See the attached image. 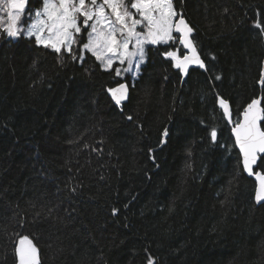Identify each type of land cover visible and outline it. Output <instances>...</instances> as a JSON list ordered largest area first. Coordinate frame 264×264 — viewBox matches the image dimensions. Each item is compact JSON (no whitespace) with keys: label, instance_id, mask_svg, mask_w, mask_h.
I'll list each match as a JSON object with an SVG mask.
<instances>
[{"label":"trees","instance_id":"obj_1","mask_svg":"<svg viewBox=\"0 0 264 264\" xmlns=\"http://www.w3.org/2000/svg\"><path fill=\"white\" fill-rule=\"evenodd\" d=\"M173 3L210 69L191 66L183 80L161 55L175 44L149 45L140 72L121 80L91 53L61 64L34 39L0 37V264L16 263V234L34 241L40 264H147L149 255L158 264H264L255 181L238 149L213 146L206 128L217 124L220 143H234L214 75L234 117L264 97V37L254 26L264 0ZM117 80L131 86L123 111L105 91Z\"/></svg>","mask_w":264,"mask_h":264},{"label":"snow or ice","instance_id":"obj_2","mask_svg":"<svg viewBox=\"0 0 264 264\" xmlns=\"http://www.w3.org/2000/svg\"><path fill=\"white\" fill-rule=\"evenodd\" d=\"M29 2L0 0V37L34 39L37 46L55 52L60 58L58 63L62 64L65 56L83 62L87 52L100 62L103 70H112L115 77L126 80L125 74L130 73L135 78L146 62V45L175 44L176 47H167L161 55L172 62L171 66L182 77L193 65L210 71L193 36L194 28L183 13L176 10L173 0H41V7L35 10L27 7ZM254 26L264 37V19H258ZM116 64L123 67H114ZM259 76L258 83L264 85V67ZM222 79V74H216L209 83L221 110L220 119L230 128L234 143H220L217 124L206 125L208 138L213 146L239 150L241 171L255 177L254 201L264 205V167L261 163L264 162V97L252 98L234 117L230 101L215 88V82ZM130 87L127 82L117 80L115 86L105 89L111 103L121 111L130 98ZM126 118L133 119L131 115ZM169 135L170 129L165 127L160 135V147L167 143ZM149 158L156 162L155 149H149ZM52 211L48 209L49 215ZM118 212L117 208L112 209L113 216ZM16 235L17 264H40L34 241L28 235ZM147 264L158 262L149 255Z\"/></svg>","mask_w":264,"mask_h":264},{"label":"rangeland","instance_id":"obj_3","mask_svg":"<svg viewBox=\"0 0 264 264\" xmlns=\"http://www.w3.org/2000/svg\"><path fill=\"white\" fill-rule=\"evenodd\" d=\"M27 7H28L29 9H32V10L39 9V8L41 7V0H39V1H38L36 4H34L33 6H30V4L27 5ZM83 39L86 40V33L83 34ZM148 46H149V45H146V49H147ZM115 66H116V67H123V66H121V65H119V64H116ZM140 70H141V67H140ZM139 72H140V71H139ZM129 75H131V74L129 73ZM131 76H132V75H131Z\"/></svg>","mask_w":264,"mask_h":264},{"label":"water","instance_id":"obj_4","mask_svg":"<svg viewBox=\"0 0 264 264\" xmlns=\"http://www.w3.org/2000/svg\"><path fill=\"white\" fill-rule=\"evenodd\" d=\"M193 66H195V65H193ZM191 67V66H190ZM187 75V74H186ZM186 75H184L183 77H182V80L186 77ZM239 151V150H238ZM257 171H259V170H257ZM246 175H247V173H245ZM248 176V175H247ZM250 177V176H249ZM251 178H253L254 179V181H255V177L254 176H251ZM255 184H256V181H255ZM31 239V238H30ZM38 260H39V262H40V252H39V250H38ZM15 264H17V257H16V263Z\"/></svg>","mask_w":264,"mask_h":264}]
</instances>
